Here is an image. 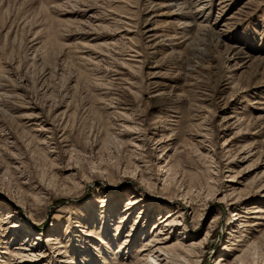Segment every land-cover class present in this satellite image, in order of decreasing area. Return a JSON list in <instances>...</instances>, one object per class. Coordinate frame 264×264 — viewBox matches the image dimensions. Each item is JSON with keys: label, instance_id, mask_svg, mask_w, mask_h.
<instances>
[{"label": "rangeland", "instance_id": "1", "mask_svg": "<svg viewBox=\"0 0 264 264\" xmlns=\"http://www.w3.org/2000/svg\"><path fill=\"white\" fill-rule=\"evenodd\" d=\"M175 1L0 0V264H20L28 232L45 246L29 264H137L157 231L171 247L186 227L189 243L210 232L199 264L238 262L254 236L244 264H264V229L230 220L226 182L250 205L264 183V0ZM254 143L263 155L225 173Z\"/></svg>", "mask_w": 264, "mask_h": 264}, {"label": "bare ground", "instance_id": "2", "mask_svg": "<svg viewBox=\"0 0 264 264\" xmlns=\"http://www.w3.org/2000/svg\"><path fill=\"white\" fill-rule=\"evenodd\" d=\"M209 1L210 0H196V2L200 3L199 4L200 7L198 8L200 14L203 13L202 11L207 10L208 7L206 5H208ZM222 1H223V4H225L226 2H228V0H222ZM175 2L176 3H174V4L170 5V6H174V5L180 6L183 3L186 4V5L191 6V4L194 3V2H191V1H188L187 2V0H176ZM154 30L155 29L148 30L147 33L150 35L149 38L154 37L153 34H151V33L154 32ZM221 34H222V32H221ZM187 40H188V38H184L183 41H181V43L184 44ZM157 45H159V43H157L156 46ZM227 51H228L227 52V58H228L229 61H232V60H236L237 61V60H239L238 58H240L241 56L248 54L247 52L243 51L242 48H232V49H229ZM168 94H169V92L166 93L164 90H160L159 91V94L157 96L160 97V98H164ZM177 99H179V97L176 98V102L178 101ZM172 102H175V101H172ZM262 109H264V108H262ZM229 118H233V116H230ZM259 120H264V118L261 117ZM261 122H263V121H261ZM233 126H234V124H228L226 127H227V129H231V128H233ZM234 140H235L234 138H231L230 140L228 139L223 144V146H224V148L226 150V153L228 155H231L232 154V151H233V148H234ZM262 155H263L262 151H259V149L257 148V146H256L255 143L254 144H251L250 146H242V147H240V149H238L237 154L234 155V159H232L228 164H226L224 172L225 173H235L234 172V167H235L236 164L242 165V164L250 161L252 158H254V157H261ZM141 177H142V179L146 180L144 174L143 175L141 174ZM262 178H264V172L262 173ZM226 182L229 183L227 185V188H229V190H230V196H233L235 198L233 200L234 203L232 202L231 205H230L231 208L232 209L235 208L234 211L237 212L240 207L247 205L246 211L244 212V214H245L244 216L241 215L242 212H240V211L238 213L233 212L232 217L230 218V220H232L233 218H236L238 221H241V223L247 222L246 220H254L252 223H249V225H246V223H244V226L245 227L252 228V229H255L256 232L262 233V229H264V183H263V185H261V187L257 191L259 193V196H258L259 199H257L255 203H253V204L250 205L251 200H252L251 199L252 197L248 198L247 195L246 196L243 195L242 190L239 189V186L242 185V182L240 180H236V178H234V179H229ZM262 182H264V179H263ZM133 199H134V201L129 202V204L127 205V208H126V211H125L124 214H126L127 212L133 211L136 207H138L140 204H142V203H140L141 201H138L137 200V197H134ZM187 203H189V201ZM191 206L192 205H190V207ZM161 214L158 217V220L159 221L157 223H155V226L157 225L156 226L157 229L159 228V226H161V224H163L162 222L165 219V217H161ZM194 214H195L196 219H198L199 215L196 212ZM1 216H2V218H0V222L3 221L4 213ZM98 216H100V215H98ZM173 216H177L176 219L173 220V222L172 221L170 222L169 219H166L164 221V223L166 222V224L164 225V228L170 227L169 230H172L175 227L174 224L177 221V219L180 220L181 218H183V212L182 211L175 210V211H173L172 217ZM12 217L13 216H11V217L8 216V220H9V218H12ZM106 219H107V217L106 216H103L100 220L105 221ZM105 222H103V224ZM2 224L3 223H1V227H0L1 230L3 228ZM196 225H198V223ZM109 226L110 225H107V227L105 226L106 227L105 228V231L107 230V228H108V230L111 229V226L110 227ZM13 227L16 228V229L17 228H20V224L18 222L17 223H14ZM23 230L24 229L22 228V231ZM160 231H162V230H159V231L156 232V235L154 236L155 238L147 239L144 242V247H143V250H141V251L142 252H146V253H145V255H143V253L139 255V256L142 255L141 256L142 257L141 258L142 261L140 263H137V264H141V263H143V264H199L198 258H200L202 256V254H203V250L202 249H206L205 245L207 244L208 239L210 237V232L207 231L205 237H202V238L201 237H198L197 239H195V240H193V241H191L189 243V241H185L184 240V238H187L186 237V233H187L188 229L186 227V230H184L183 236H181L182 239H180V238L178 239L177 238V240H178L177 244H174L173 246L169 247L168 246V242H169L168 240H170V239L166 237L165 239L160 240L159 239V237L161 236L160 235L161 234ZM6 232L7 231H5V233ZM91 232L93 234V231H91ZM133 233H134V230H132L130 232V234H132V236H133ZM16 234L17 233H15V236H19V235H16ZM18 234H20V232H18ZM26 234H27V236H25V240L28 239V241H26L24 244H21V246H18V249H16V250H18V252L17 253H14L15 255H13L14 257H16L14 260H16V262L20 261V264H24L27 260L30 261V260H33V259H35V261L37 262L40 259L34 253H36V252L39 253V252L43 251L42 249H40V248L43 247L42 244H40V243L37 244V242H35L36 239H33L32 232H28ZM115 236H117V235H115ZM130 237L131 236L129 235V236H127L124 239L125 240L124 241L125 244L128 243V245L125 246L124 249H126L129 246V244L131 243L130 240L127 241V239H130ZM256 240L257 239L254 236L252 238L250 244L249 245L248 244L246 245L245 248H247V250L246 251L243 250L244 251V254H242L238 258V262L236 261L237 263L244 264L247 261V257L249 255V254L247 255V253H249V251L251 250L252 246H257V243L258 242ZM32 241L34 242V244L31 246L30 243ZM77 243L81 244L82 243V239L81 238L78 239ZM62 244H63L62 242H58V243H55L54 245H60L61 246ZM106 244H108L109 248H111L113 246L112 245L113 243H111V242L110 243L109 242H106ZM125 244L121 243L120 244V247H122V245H125ZM34 245L35 246L37 245L38 247L35 248ZM58 251L60 252L59 255L66 254L67 253V247L66 246H61V248ZM24 252L30 253L29 256L26 257V259H24V257H25V253ZM115 255H116L115 252L111 253V256H115ZM43 257L44 256L40 255V258H42V260H43ZM137 258H139V257H137ZM66 259H68V258H66ZM219 259H222V257H218L216 259L217 264L227 263V261L225 259H222V260H220L218 262ZM115 260H119V258L117 257ZM26 264H29V263L26 262Z\"/></svg>", "mask_w": 264, "mask_h": 264}]
</instances>
